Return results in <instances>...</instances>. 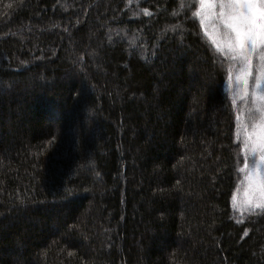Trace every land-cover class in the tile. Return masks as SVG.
Listing matches in <instances>:
<instances>
[{
    "label": "trees",
    "instance_id": "trees-1",
    "mask_svg": "<svg viewBox=\"0 0 264 264\" xmlns=\"http://www.w3.org/2000/svg\"><path fill=\"white\" fill-rule=\"evenodd\" d=\"M196 7L0 0V264H264Z\"/></svg>",
    "mask_w": 264,
    "mask_h": 264
},
{
    "label": "snow or ice",
    "instance_id": "snow-or-ice-1",
    "mask_svg": "<svg viewBox=\"0 0 264 264\" xmlns=\"http://www.w3.org/2000/svg\"><path fill=\"white\" fill-rule=\"evenodd\" d=\"M197 7L193 18L202 17L201 29L207 35L205 20L214 21L216 31L224 47L228 49L227 55L236 69L234 87L237 94H242L247 108V119L250 126L241 124L243 136L240 145L241 151L248 159V175L245 180V205L238 208L233 193V207L240 211L253 212L255 209L264 211V0H195ZM145 14L147 8L142 9ZM176 27V26H172ZM217 51L221 46L215 44ZM259 63L253 71V56ZM238 62V63H237ZM254 77V83L249 82V77ZM243 85V87H241ZM251 97L250 101L248 97ZM236 104V100H233ZM240 119V117H237ZM54 139V138H53ZM244 169H238L243 171Z\"/></svg>",
    "mask_w": 264,
    "mask_h": 264
},
{
    "label": "rangeland",
    "instance_id": "rangeland-1",
    "mask_svg": "<svg viewBox=\"0 0 264 264\" xmlns=\"http://www.w3.org/2000/svg\"><path fill=\"white\" fill-rule=\"evenodd\" d=\"M199 20L202 19V17H198ZM205 27H206V31H207V35L209 36V38L213 41H215V44H219L221 46V52L222 53H227L228 49L226 47H224L222 40L217 37L216 31L213 28V23H215L214 21H210V20H205ZM223 56L225 57V59L228 62V68L229 70H226V86L229 88V90L232 92V94L234 95L233 97H235L236 100V107H237V117H240V119L238 120V124H237V135L240 137L241 143L243 140V136L241 134V124L242 123H246L250 126L251 121H248L247 119V108L249 107V104H247L245 102V100L241 99V95L242 94H237L236 92V88L234 87V82L236 79V69L232 68L230 65L232 64V61L230 60V58L223 54ZM238 63V62H237ZM259 63V60L257 59V57L254 55L253 56V60H252V64H253V71L255 70V66ZM249 82L250 83H254V77H249ZM241 87H243V85H241ZM249 101L251 99V97H248ZM243 162L240 166V169H244L243 171H241V179H240V183H239V187L235 192V203L237 204L238 208L243 209L246 207L245 205V188L248 185V181L245 180V177L248 175V159H250L249 157H246L245 153L243 152ZM234 203L233 200V196H232V205Z\"/></svg>",
    "mask_w": 264,
    "mask_h": 264
}]
</instances>
